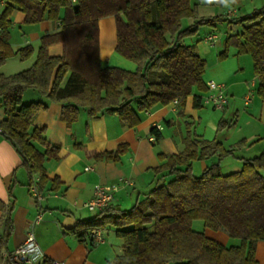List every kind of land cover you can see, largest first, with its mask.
Wrapping results in <instances>:
<instances>
[{"label":"trees","instance_id":"1","mask_svg":"<svg viewBox=\"0 0 264 264\" xmlns=\"http://www.w3.org/2000/svg\"><path fill=\"white\" fill-rule=\"evenodd\" d=\"M1 1L0 68L10 58L24 61L33 55L31 46L13 51L9 44L14 11L23 14L26 26L44 21L57 24L55 32L40 38L30 68L10 76L0 73V106L4 113L0 135L20 157L29 179V192L33 176H38L37 191L42 190L49 182L44 164L58 160L60 147L47 141L45 128L33 125L48 103L61 105L60 119L67 126L75 123L79 110L84 109L92 120L114 114L122 126L131 129L140 123L143 113L175 100L182 105L194 91L206 92L202 78L206 62L195 46L183 41L196 35L201 26L240 24V32L226 38L219 58L228 57L229 46L235 48L236 56L249 55L257 80L256 95L264 101V8L243 18L204 19L198 17L191 0ZM222 3L214 0L216 5ZM107 17L115 22V52L134 63V71L102 66L98 23ZM184 20L191 24L183 27ZM52 45L61 46L60 56H49ZM26 91L41 100L23 104ZM201 103V95L194 94L193 108L200 109ZM228 126L220 119L216 131ZM189 129L180 153L157 155L155 181L143 202L129 210H117L115 215L110 214L109 207L90 220L79 221L71 230L75 237L93 245L91 232L112 230L122 243L112 264H258L256 246L264 241V150L251 159L238 158L242 169L222 175L223 159L235 157V150H226L214 140L200 139ZM150 133L154 136L152 142L162 137L156 128ZM240 145L245 142H238L237 147ZM126 152L127 146L120 145L95 158L116 163ZM213 156L215 161L200 175L193 173V162ZM56 183L54 178L50 191L57 190ZM13 211V199L7 205L0 203V264H23L5 256L10 254L7 244L13 232ZM194 221L202 222L203 231L192 229ZM204 230L221 231L238 240L239 245L223 246L208 238ZM51 261L46 258L43 264Z\"/></svg>","mask_w":264,"mask_h":264},{"label":"crops","instance_id":"2","mask_svg":"<svg viewBox=\"0 0 264 264\" xmlns=\"http://www.w3.org/2000/svg\"><path fill=\"white\" fill-rule=\"evenodd\" d=\"M0 4L3 9L1 0ZM23 21L22 13L17 11L12 13L9 43L14 51L30 45L36 53L40 38L57 30V24L47 21L32 26L23 25ZM48 53L49 56H60L62 48L60 45H52L48 48ZM236 86L234 83L230 87L225 86L227 102L225 108L219 111L221 117L217 116L214 120L202 103L200 109L193 108L194 94L203 97L206 93L194 91L182 105L179 102L176 105L171 103L153 112L141 114L140 123L131 129L122 126L114 114H104L92 120L84 109L79 110L78 120L67 126L60 119L61 105L48 103L46 111L35 117L33 125L45 128L47 141L59 146L60 150L57 161L51 160L44 164L49 182L38 192L40 200L36 203L31 191H28L29 179L20 157L0 135V203L7 205L10 199L14 201L13 232L7 244L8 253L14 252L23 244L27 233L31 231L42 254L49 260L65 264H112L114 258L120 254L122 244L112 230L102 231L103 242L93 245L87 240L80 242L71 231L79 221L90 220L97 214L86 207L94 196L96 186L116 187L110 204L112 210L110 214L115 215L117 210H129L146 199L145 195L155 181L153 170L159 165L157 155L171 156L180 153L184 147L183 139L186 137L188 127L198 138L214 140L225 148L220 141L221 131L217 132L216 128L219 120H224L226 112L233 108L236 112L238 101L232 97L235 96L233 91ZM252 86L254 82L251 83ZM30 93L32 94H28L31 95L28 98L29 102L41 100L37 94ZM247 98L248 95L242 94L245 109L253 104L252 98L250 97L249 102ZM3 118L4 113L0 106V122ZM152 128L159 130L162 135L157 142L149 140ZM206 129L212 133L211 139L205 136ZM256 136L258 135H253L247 141L258 140ZM224 138L221 139L222 142H226L228 136ZM120 145H126L127 152L118 162H106L95 158L97 154L115 151ZM259 145L258 150H255L258 147L255 144L249 148L250 151L254 149L252 157L240 159L257 156L264 148V143L260 142ZM215 158L213 156L204 161L193 162V173L201 174ZM221 164L222 175H230L242 169V163L238 158L222 161ZM54 178L57 179L55 185L57 190L50 191ZM37 181L38 176H33L34 186ZM38 213L42 214V219L40 223L34 224ZM204 233L223 246L239 245L238 240L230 239L221 231L204 230ZM255 258L258 264H264V241L257 244Z\"/></svg>","mask_w":264,"mask_h":264},{"label":"rangeland","instance_id":"3","mask_svg":"<svg viewBox=\"0 0 264 264\" xmlns=\"http://www.w3.org/2000/svg\"><path fill=\"white\" fill-rule=\"evenodd\" d=\"M191 4L196 6L198 17L204 19L226 17L230 11H235L236 18H243L250 16L261 8H264V0H223L221 5L214 4V0H191ZM1 9L2 7L0 6V13L2 11ZM190 23L191 21L184 20L182 25L183 27H187ZM98 29L99 57L102 66L116 67L125 71H134L136 65L120 56L114 50L115 22L113 17L101 19L98 23ZM240 30V24L218 22L215 27H199L196 35L183 40L184 44L195 46L199 56L206 62L205 71L202 76L205 83L214 82L217 84H223L227 87H230L232 83L237 85L233 91L235 96H232L235 98V101H238L236 112L233 110L235 108L226 112L224 120L228 123L230 121V123L228 127L221 130L220 134L221 143H223L226 150L233 148L235 150V157H226L223 161L235 159L236 157H252L254 155V149L250 151L249 148L255 144L256 147L258 146L255 150H258V148H260V142L264 143V101L259 99L256 95L257 80L253 73L251 57L246 54L236 56L235 48L229 46L228 57L224 59L219 58V54L225 50L226 38L230 35L239 33ZM209 33L215 34L218 38L214 46H211L204 41ZM35 57L36 53L33 51V55L24 61L20 60L18 57L10 58L6 60L0 68V73L4 76H10L24 71L31 67L35 61ZM252 82H254V86L251 87ZM30 92L32 91H26L24 95L25 97L22 99L23 104L30 103L28 100L31 96L28 94H32ZM242 94H246L252 98L253 104L251 105L252 107H249L250 109L244 108ZM32 96L34 97V95ZM205 109L207 112L211 113L212 120L217 116L221 117L222 115L221 112L213 111L209 107H206ZM205 131V136L208 137V139H211L213 136L210 130L206 129ZM253 135H258L256 136L258 140L253 142L247 141V139ZM225 136H228V139L226 142H222L221 139L224 140ZM241 141H244L245 145L237 147V143ZM262 150H264V148H262ZM192 229L194 231H203L202 222L194 221L192 223Z\"/></svg>","mask_w":264,"mask_h":264},{"label":"built area","instance_id":"4","mask_svg":"<svg viewBox=\"0 0 264 264\" xmlns=\"http://www.w3.org/2000/svg\"><path fill=\"white\" fill-rule=\"evenodd\" d=\"M235 17V11H230L226 18L232 19ZM217 36L215 34H209L205 37V43L214 46L217 41ZM207 91L202 97V104L206 107L212 108L217 111H222L226 105V95H225V85L217 84L214 82L206 83ZM250 101V97L247 98V102ZM173 104H178V100L173 101ZM149 140L154 141V136H150ZM32 196L39 201L40 195L36 189V186H32L30 189ZM116 191L115 186H101L97 185L94 191V196L90 200L86 207L93 212H105L113 200L112 193ZM42 219V214L38 213L34 220V224L40 223ZM91 238H93L94 243L101 244L103 242L102 231L96 230L91 232ZM11 261L23 262V264H43L46 259L42 254L37 241L31 231L27 233L25 241L14 252L6 254ZM49 264H65L63 262L52 260Z\"/></svg>","mask_w":264,"mask_h":264}]
</instances>
